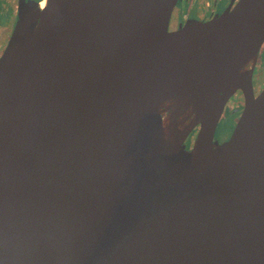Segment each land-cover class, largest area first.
Instances as JSON below:
<instances>
[{
  "label": "water",
  "instance_id": "obj_1",
  "mask_svg": "<svg viewBox=\"0 0 264 264\" xmlns=\"http://www.w3.org/2000/svg\"><path fill=\"white\" fill-rule=\"evenodd\" d=\"M41 1L0 55V264H264V0Z\"/></svg>",
  "mask_w": 264,
  "mask_h": 264
},
{
  "label": "flooded vegetation",
  "instance_id": "obj_2",
  "mask_svg": "<svg viewBox=\"0 0 264 264\" xmlns=\"http://www.w3.org/2000/svg\"><path fill=\"white\" fill-rule=\"evenodd\" d=\"M31 1L39 3L40 0ZM235 1L236 0H206L203 2L204 5L202 6L200 4L201 0H180L176 6L177 10L175 11L174 9L175 12L173 11V14L171 16L169 29H177L188 19L200 21L208 20L214 15L221 13L226 7H228L231 3H234ZM191 3L193 7L190 8ZM17 9L18 0H0V55L5 49L7 42L12 34V30L17 19ZM261 63L264 68V43L260 48L258 61L253 72L252 82L255 94L260 92V90L264 86V76H258L257 74V66ZM242 106L243 98L241 93L238 91L228 100L222 115L227 114V120H233L236 123L240 115ZM220 124L221 123L219 122L217 128L220 126ZM231 132L232 130L228 132L225 137H220V139H218L217 141L221 143L222 141L227 140ZM186 148H189V143L187 144Z\"/></svg>",
  "mask_w": 264,
  "mask_h": 264
},
{
  "label": "rangeland",
  "instance_id": "obj_3",
  "mask_svg": "<svg viewBox=\"0 0 264 264\" xmlns=\"http://www.w3.org/2000/svg\"><path fill=\"white\" fill-rule=\"evenodd\" d=\"M204 1H206V0H201V2H200V4L203 6L204 5ZM210 1V0H209ZM187 5V4H186ZM191 7H193L192 6V3L190 4V8ZM185 8H186V6H185ZM177 10V7L175 8V11ZM174 11V12H175ZM264 68H263V65H262V63L261 64H259L258 66H257V74H258V76H264ZM227 117H228V115L227 114H224V115H222V117H221V121H219L221 124H220V126L216 129V132H215V139H220V137H225L227 134H228V132H230L232 129H233V126L235 125L234 123H235V121H233V120H227ZM189 142H188V140L186 141V144H188Z\"/></svg>",
  "mask_w": 264,
  "mask_h": 264
},
{
  "label": "bare ground",
  "instance_id": "obj_4",
  "mask_svg": "<svg viewBox=\"0 0 264 264\" xmlns=\"http://www.w3.org/2000/svg\"><path fill=\"white\" fill-rule=\"evenodd\" d=\"M44 5H45V0H42L41 1V7H44Z\"/></svg>",
  "mask_w": 264,
  "mask_h": 264
},
{
  "label": "trees",
  "instance_id": "obj_5",
  "mask_svg": "<svg viewBox=\"0 0 264 264\" xmlns=\"http://www.w3.org/2000/svg\"><path fill=\"white\" fill-rule=\"evenodd\" d=\"M189 142V141H188Z\"/></svg>",
  "mask_w": 264,
  "mask_h": 264
}]
</instances>
